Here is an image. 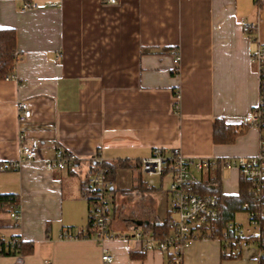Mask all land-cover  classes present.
Segmentation results:
<instances>
[{"label":"crops","instance_id":"crops-1","mask_svg":"<svg viewBox=\"0 0 264 264\" xmlns=\"http://www.w3.org/2000/svg\"><path fill=\"white\" fill-rule=\"evenodd\" d=\"M35 2L37 7L23 10L24 0L0 1V28L16 31L19 54L15 77L0 80V162L17 164L0 171V195L16 196L22 215L16 223L13 210L3 205L0 237L33 246L28 254L0 255V264H169L168 253L147 250L135 237L142 224L129 226L120 213L136 206L141 194L128 202L122 191L141 178L146 183L141 190L151 188L146 194L159 221L174 219L168 192L172 175L160 176L169 183L159 205L162 187L148 182L141 169L119 171L110 193L111 227L126 238L107 242L114 260L104 262L91 225V203L83 193L86 174L95 159L136 162L155 148H180L193 159L258 154L257 126H247L230 144L215 143L213 130L216 119L242 126L260 103L261 77L251 53L264 46V7L256 0ZM245 22L256 24L255 39ZM21 101L32 112L23 122ZM30 141L39 142V156L22 160L21 147ZM59 148L80 159L78 171L47 166ZM192 176L206 194L241 191L236 168L217 164L207 171L192 169ZM240 212L234 220L245 227ZM65 232L78 237L64 238ZM223 249L218 238L196 240L184 251L183 264L259 259L249 248L239 259L223 260Z\"/></svg>","mask_w":264,"mask_h":264},{"label":"built area","instance_id":"built-area-1","mask_svg":"<svg viewBox=\"0 0 264 264\" xmlns=\"http://www.w3.org/2000/svg\"><path fill=\"white\" fill-rule=\"evenodd\" d=\"M3 1V0H0ZM109 3H117L118 0H105ZM35 0H24L23 10L37 7ZM255 23H244L247 30L255 29ZM181 55L177 51L173 56L174 71L180 70ZM251 61L257 67L261 75L264 73V46L258 44L251 53ZM13 76L12 78H14ZM9 79V78H7ZM18 117L21 122L29 119L32 115L31 109L25 101L18 103ZM244 123H252L256 126L264 125V107L260 103L249 112L244 118ZM22 160H34L38 158L40 144L38 141L23 143L21 147ZM96 165L91 167L86 174V184L84 187V196L91 203L90 218L94 227V238L102 250V259L104 262L114 260L113 254L107 247V242L121 240L126 238L112 230V201L111 189L113 182L107 178V170L100 165L102 159L94 160ZM219 164L226 169L236 168L246 176L253 184L255 196L261 199L264 189V136H261L260 150L258 154L251 157H239L234 159L213 160V159H193L186 157L180 148H172L165 151L162 148H155L149 157L141 160V170L148 176H162L167 171L172 175L169 184V194L171 198V211L176 215L172 219L173 229L168 237L161 239L154 233L144 234L143 231L135 233V237L144 243L147 250L157 249L169 254V264H183L184 251L194 241L202 238H211L214 234L208 229L209 225L218 220L222 209L220 198L216 193L202 195L195 189V180L192 176V169L198 171H207ZM16 167L17 164H8L0 162V171L8 167ZM50 169L60 171H78L81 168L80 159L74 154L59 148L56 150L53 159L47 161ZM248 206L247 204L245 205ZM20 206L17 205L10 213L16 223H20L22 215ZM264 218L262 212H248V227L240 226L236 223H229L219 240L228 251L239 254L249 248L258 251V258L263 255L261 248V227ZM234 237L230 238V235ZM64 238H77L78 236L65 232ZM6 248L14 249L19 245L18 239H6ZM231 246H233L231 248ZM44 264H51L45 262Z\"/></svg>","mask_w":264,"mask_h":264},{"label":"trees","instance_id":"trees-1","mask_svg":"<svg viewBox=\"0 0 264 264\" xmlns=\"http://www.w3.org/2000/svg\"><path fill=\"white\" fill-rule=\"evenodd\" d=\"M256 4L259 7H264V0H256ZM253 31L249 30V35L255 39V36L252 35ZM19 61V54L17 51V33L14 29L10 28H0V80H5L7 78H12L15 76V67ZM260 101L264 107V73L261 75V95ZM256 126L252 123H245L242 126L230 125L227 124L222 119H216L214 122L213 130V139L217 144H230L233 143L237 137L245 131L247 126ZM261 132V135L264 136V125L257 126ZM96 163L91 165L95 167ZM100 165L102 168L107 170V178L111 180L114 184L118 178L120 170L126 169H141V160L132 162L129 160H119L115 162L105 161L101 162ZM90 167V168H91ZM73 172V171H72ZM167 172V171H166ZM165 172V173H166ZM141 177V176H140ZM86 184V180H85ZM146 185L145 182L141 180L138 181L136 187L131 188L130 190L122 191L123 194L128 196V202L135 199V195L141 194L140 199L137 201L134 208L129 212L121 210V218H124L129 226L134 224H142L144 234L154 233L161 239H165L170 235L173 229L172 219L167 218L165 221L160 222L159 217L157 216L156 207L149 198L150 196L146 194L151 188H146L147 191H142L141 188ZM135 188V189H134ZM195 189L197 192L205 195L203 193L202 187H199V183L195 182ZM136 190V191H135ZM210 193H216L220 198V206L222 209L221 216L218 220L212 222L208 229L214 234V238H222L224 231L229 223H235V215L239 211L245 212H262L264 211V189L262 191L261 199L258 200L255 196L254 188L252 182L244 175H242L241 181V191L238 195L235 196H226L221 194L219 190H210ZM19 199L14 195H0V208L3 205L9 206L12 210L19 205ZM248 205L247 207L245 205ZM129 204H125V207H128ZM118 215V214H117ZM92 223V222H91ZM93 227V223L91 224ZM234 237V234L230 235V238ZM261 248L264 252V218L262 221L261 227ZM14 249L6 248L5 241L0 239V255H13V254H28L33 251L32 244H25L19 241ZM233 246H231L232 248ZM223 260H234L239 259L242 253L234 254L231 251H228L227 247L223 249ZM228 251V252H227ZM259 264H264V253L258 260Z\"/></svg>","mask_w":264,"mask_h":264},{"label":"rangeland","instance_id":"rangeland-1","mask_svg":"<svg viewBox=\"0 0 264 264\" xmlns=\"http://www.w3.org/2000/svg\"><path fill=\"white\" fill-rule=\"evenodd\" d=\"M145 179L148 182L153 183L158 188H161L162 187V189H159V191H158V194H159V196H158L159 199L158 200H159V205H160L161 204V199H164V200L166 199V188H167V185L169 183V179L168 178H165L164 180H162L160 176L159 177L146 176ZM173 217L176 218V215L174 214ZM238 217L242 221H244L245 227L250 226L249 225V222H248V213L247 212H245V211L240 212L239 215H238ZM253 264H259V263L256 260L255 262L253 261Z\"/></svg>","mask_w":264,"mask_h":264},{"label":"bare ground","instance_id":"bare-ground-1","mask_svg":"<svg viewBox=\"0 0 264 264\" xmlns=\"http://www.w3.org/2000/svg\"><path fill=\"white\" fill-rule=\"evenodd\" d=\"M169 192V191H168ZM212 225V224H211ZM220 239V238H219Z\"/></svg>","mask_w":264,"mask_h":264}]
</instances>
